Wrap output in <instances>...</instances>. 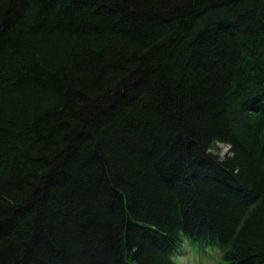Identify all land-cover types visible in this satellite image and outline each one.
<instances>
[{
    "label": "trees",
    "instance_id": "16d2710c",
    "mask_svg": "<svg viewBox=\"0 0 264 264\" xmlns=\"http://www.w3.org/2000/svg\"><path fill=\"white\" fill-rule=\"evenodd\" d=\"M187 244L264 264V0H0V264Z\"/></svg>",
    "mask_w": 264,
    "mask_h": 264
},
{
    "label": "rangeland",
    "instance_id": "374dc122",
    "mask_svg": "<svg viewBox=\"0 0 264 264\" xmlns=\"http://www.w3.org/2000/svg\"><path fill=\"white\" fill-rule=\"evenodd\" d=\"M217 150L221 156L229 153V147L224 144H218ZM185 249L186 251L175 257L178 264H220V253L211 248L204 250L202 247L187 244Z\"/></svg>",
    "mask_w": 264,
    "mask_h": 264
}]
</instances>
